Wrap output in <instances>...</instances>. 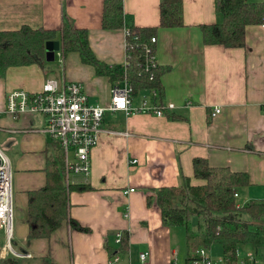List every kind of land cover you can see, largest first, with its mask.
Returning a JSON list of instances; mask_svg holds the SVG:
<instances>
[{
  "label": "crops",
  "instance_id": "0c3cea01",
  "mask_svg": "<svg viewBox=\"0 0 264 264\" xmlns=\"http://www.w3.org/2000/svg\"><path fill=\"white\" fill-rule=\"evenodd\" d=\"M159 1L122 0L124 22L158 26ZM102 5L103 0H0V30L22 25L57 30L67 17L74 26L87 29L90 47L100 61L124 65V29L102 28ZM182 7L184 25L159 28L155 51L157 63L167 68L161 76V102L173 103L174 108L164 110L162 116L105 112L98 143L90 153V174L69 175L70 184L90 186L69 192L70 217L89 231L64 222L48 238L27 241L28 193L45 185L58 144L42 131V116L11 118L5 110L6 95L14 89L39 90L46 78H52L51 69L46 61L10 66L0 77V145L12 170L10 245L16 252L30 254L23 259L47 256L54 264H107L117 255L113 264H188L184 231L162 225L154 190L178 186L182 177L200 184L193 176L195 157L205 158L213 167L248 174L249 184L239 187L241 192L236 190L237 204L264 198V114L260 109L264 24L246 26L243 47L204 44L200 26L222 21L215 0H182ZM57 39L47 42L59 44ZM63 60L61 79L81 82L92 104L109 101L112 83L106 76H97L76 52ZM144 93L137 94L134 105ZM214 107L220 111L213 116ZM130 188L132 192L124 193ZM117 232L126 233V246L115 241ZM6 242L0 229V264H10L12 257L4 249ZM207 251L213 259L222 258L220 245ZM143 252H148L145 261L139 259ZM248 252L256 263L242 262ZM232 264H264V248L240 244Z\"/></svg>",
  "mask_w": 264,
  "mask_h": 264
},
{
  "label": "trees",
  "instance_id": "16d2710c",
  "mask_svg": "<svg viewBox=\"0 0 264 264\" xmlns=\"http://www.w3.org/2000/svg\"><path fill=\"white\" fill-rule=\"evenodd\" d=\"M182 0L159 1V25L137 26L124 22L122 0H103L101 26L103 29L125 30L124 65H107L100 61L90 47L88 31L74 26L64 18L59 29L32 28L22 25L18 29L0 30V77L10 66H24L45 62V44L58 38L62 56L78 53L82 63L94 68L97 76H106L111 83L126 80L133 94L154 89L158 100L163 98L162 74L167 68L157 64L146 68V49L156 51L159 28L184 25ZM215 11L222 15L216 24L201 25L204 44L224 47H243L245 28L251 24H264V1L215 0ZM58 144V143H57ZM51 168L47 170L46 183L28 193L25 222L28 225L27 241L48 238L64 222L71 228L89 231L69 215V192L88 190L87 184L66 182L61 147L56 145ZM193 176L201 180L192 184L182 177L178 186H161L154 190V199L160 209L163 226L181 228L185 236L186 263L196 258V250L220 245L222 258L232 264L237 260L240 244H250L254 250L264 248V198L245 204L236 203L237 188L249 184L248 174L232 171L228 167L210 166L205 158L192 161ZM148 202H151L150 195ZM196 217L194 227L192 217ZM126 233L120 238V246H126ZM10 264H54L49 257L36 261L11 257Z\"/></svg>",
  "mask_w": 264,
  "mask_h": 264
},
{
  "label": "built area",
  "instance_id": "2783aa9c",
  "mask_svg": "<svg viewBox=\"0 0 264 264\" xmlns=\"http://www.w3.org/2000/svg\"><path fill=\"white\" fill-rule=\"evenodd\" d=\"M151 41L155 42V37H152ZM145 52L149 54L146 58V68L157 65L155 53H150V49H146ZM56 55L61 59L60 51H57ZM143 91L146 93L141 94L138 103L134 105L133 101L137 95L133 94L131 85L126 80L115 82L110 87L109 101L104 104H92L81 82L46 78L39 90L9 91L6 95L5 110L14 118L24 113L37 114L44 118L42 131L61 147L65 176L68 181L70 174L84 176L90 174V153L98 143L105 112L122 110L126 115L147 113L162 116L164 110L174 108L173 103L163 104L161 100H158L154 89ZM260 109L264 114V99ZM219 111L218 107H214L211 115L214 116ZM136 161V159L132 160V162ZM132 191L133 188H130L124 193ZM234 196L237 197L236 192ZM12 224V170L8 156L0 145V229L4 231L7 238L4 249L18 258H29V253L16 252L12 249L10 245ZM115 237V241L120 242L121 233L117 232ZM147 256L148 252L140 253L139 259L145 261ZM118 259L117 255L111 256L107 264H113ZM242 262L256 263L257 260L252 253L248 252ZM188 264L227 263L221 257L211 258L206 248H199L196 250V258Z\"/></svg>",
  "mask_w": 264,
  "mask_h": 264
},
{
  "label": "rangeland",
  "instance_id": "374dc122",
  "mask_svg": "<svg viewBox=\"0 0 264 264\" xmlns=\"http://www.w3.org/2000/svg\"><path fill=\"white\" fill-rule=\"evenodd\" d=\"M54 43H57V42H54ZM47 46V45H46ZM58 51V50H57ZM57 51H55L54 52V56H55V59L53 60V61H51V62H47L46 60V63H48V65H50V69H51V71H50V73H51V77L52 78H54V79H56V80H58V81H60V80H62L60 77H59V74L61 75L62 74V70H63V62H64V60H63V58H62V56H61V59H60V57L58 56V55H56V52ZM46 53V52H45ZM11 118H14L13 116H11L10 114H8ZM20 117H22V116H30V117H39L40 115H37V114H30V113H24V114H20L19 115ZM18 116V117H19ZM3 136L2 135H0V138H2ZM71 178V177H70ZM66 182H68L67 181V179H66ZM238 191H242V188H238ZM192 221H191V225H192V227H194V224H195V222H196V217L194 216V217H192V219H191ZM11 255H12V257H16L15 255H13L12 253H10Z\"/></svg>",
  "mask_w": 264,
  "mask_h": 264
},
{
  "label": "water",
  "instance_id": "95a60500",
  "mask_svg": "<svg viewBox=\"0 0 264 264\" xmlns=\"http://www.w3.org/2000/svg\"><path fill=\"white\" fill-rule=\"evenodd\" d=\"M59 50V44L54 42H47V46L45 48V60L47 62H51L54 60V52Z\"/></svg>",
  "mask_w": 264,
  "mask_h": 264
},
{
  "label": "bare ground",
  "instance_id": "6f19581e",
  "mask_svg": "<svg viewBox=\"0 0 264 264\" xmlns=\"http://www.w3.org/2000/svg\"><path fill=\"white\" fill-rule=\"evenodd\" d=\"M158 64V63H157Z\"/></svg>",
  "mask_w": 264,
  "mask_h": 264
}]
</instances>
